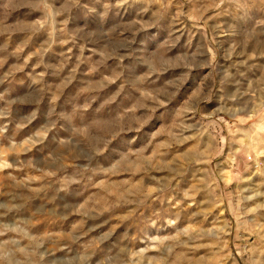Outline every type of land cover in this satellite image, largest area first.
<instances>
[{"label": "rangeland", "instance_id": "1", "mask_svg": "<svg viewBox=\"0 0 264 264\" xmlns=\"http://www.w3.org/2000/svg\"><path fill=\"white\" fill-rule=\"evenodd\" d=\"M263 189L264 0H0V264H264Z\"/></svg>", "mask_w": 264, "mask_h": 264}, {"label": "bare ground", "instance_id": "2", "mask_svg": "<svg viewBox=\"0 0 264 264\" xmlns=\"http://www.w3.org/2000/svg\"><path fill=\"white\" fill-rule=\"evenodd\" d=\"M262 187V186H261ZM264 190V189H263ZM255 192V191H254ZM252 193V192H251ZM249 196H250V193H249ZM249 199H250V201H251V199H255V201H252V203L253 202H256V208H258L257 209V211H259V215L261 216V213H263L262 214V216H264V197H263V195L260 193V191H256L255 193H252V195H251V197H249ZM248 205V204H247ZM246 205V206H247ZM249 206L250 205H248V208H249ZM252 206V205H251ZM254 206H255V204H254ZM255 208V209H256ZM248 210V209H247ZM263 211V212H262ZM253 214V213H252ZM256 218H257V216H255ZM253 218H254V216H253ZM255 218V219H256ZM261 218V217H260ZM257 220V219H256ZM260 221V220H259ZM259 221H257V222H259ZM261 221H263V220H261ZM261 223H263V222H261ZM259 224V223H258ZM260 227H261V229H260V231H259V235H260V240H261V247H260V251H259V254H258V256H259V260L261 261V262H263L264 263V227L262 226V224H260ZM229 231V230H228Z\"/></svg>", "mask_w": 264, "mask_h": 264}]
</instances>
